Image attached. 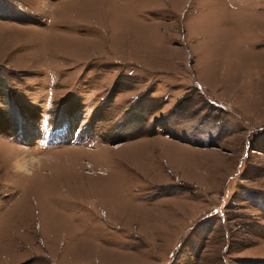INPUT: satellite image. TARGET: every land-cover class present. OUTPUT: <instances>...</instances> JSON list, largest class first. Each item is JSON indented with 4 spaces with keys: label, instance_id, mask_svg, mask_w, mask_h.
Listing matches in <instances>:
<instances>
[{
    "label": "rangeland",
    "instance_id": "rangeland-1",
    "mask_svg": "<svg viewBox=\"0 0 264 264\" xmlns=\"http://www.w3.org/2000/svg\"><path fill=\"white\" fill-rule=\"evenodd\" d=\"M0 264H264V0H0Z\"/></svg>",
    "mask_w": 264,
    "mask_h": 264
},
{
    "label": "bare ground",
    "instance_id": "bare-ground-1",
    "mask_svg": "<svg viewBox=\"0 0 264 264\" xmlns=\"http://www.w3.org/2000/svg\"><path fill=\"white\" fill-rule=\"evenodd\" d=\"M28 131H29V129H28ZM62 133H63V131H60V135H61V137L64 136ZM25 134H26L27 136H29L28 132H26Z\"/></svg>",
    "mask_w": 264,
    "mask_h": 264
}]
</instances>
